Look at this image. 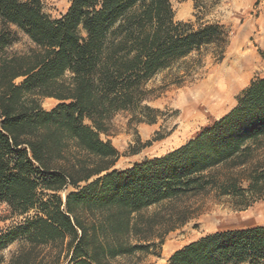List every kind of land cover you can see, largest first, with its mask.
I'll use <instances>...</instances> for the list:
<instances>
[{
    "label": "trees",
    "instance_id": "trees-1",
    "mask_svg": "<svg viewBox=\"0 0 264 264\" xmlns=\"http://www.w3.org/2000/svg\"><path fill=\"white\" fill-rule=\"evenodd\" d=\"M172 1L71 0L52 19L40 0H0V206L22 218L0 229V264H143L198 200H264V78L181 147L114 169L121 155L101 138L112 119L157 123L150 84L228 43L218 23L176 22ZM13 28L35 48L9 53ZM47 98L59 102L51 111ZM168 264H264V225L206 235Z\"/></svg>",
    "mask_w": 264,
    "mask_h": 264
},
{
    "label": "rangeland",
    "instance_id": "rangeland-1",
    "mask_svg": "<svg viewBox=\"0 0 264 264\" xmlns=\"http://www.w3.org/2000/svg\"><path fill=\"white\" fill-rule=\"evenodd\" d=\"M40 1L43 12L52 19H60L71 2ZM172 7L176 22L220 24L229 34L228 43L223 54L207 48L188 58L186 65L159 75L150 84L155 99L149 105L161 111L157 123L132 122L130 113H120L112 119L109 133L101 138L110 141L121 155L115 170L130 169L181 147L230 112L253 81L264 78V0H205L202 8H196L194 0H173ZM13 30L17 37L9 53L25 54L35 48L26 35ZM187 69H191L190 75ZM41 104L44 110L51 111L59 102L47 98ZM242 204L241 200L215 193L198 200L193 218L165 237L159 257H143L142 263L168 264L175 252L206 235L263 226L264 200L248 208H242ZM157 209L152 207L146 214ZM0 219H6L0 222V229L22 221L12 216L6 206H0ZM17 250L18 244H13L4 251L6 263Z\"/></svg>",
    "mask_w": 264,
    "mask_h": 264
},
{
    "label": "crops",
    "instance_id": "crops-1",
    "mask_svg": "<svg viewBox=\"0 0 264 264\" xmlns=\"http://www.w3.org/2000/svg\"><path fill=\"white\" fill-rule=\"evenodd\" d=\"M217 110V109H216Z\"/></svg>",
    "mask_w": 264,
    "mask_h": 264
}]
</instances>
